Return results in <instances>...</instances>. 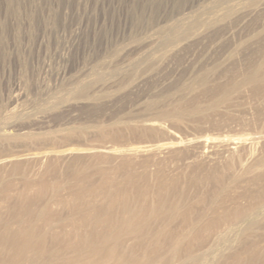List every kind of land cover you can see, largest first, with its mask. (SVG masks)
I'll use <instances>...</instances> for the list:
<instances>
[{
    "label": "rangeland",
    "instance_id": "obj_1",
    "mask_svg": "<svg viewBox=\"0 0 264 264\" xmlns=\"http://www.w3.org/2000/svg\"><path fill=\"white\" fill-rule=\"evenodd\" d=\"M0 264H264V0H0Z\"/></svg>",
    "mask_w": 264,
    "mask_h": 264
},
{
    "label": "bare ground",
    "instance_id": "obj_2",
    "mask_svg": "<svg viewBox=\"0 0 264 264\" xmlns=\"http://www.w3.org/2000/svg\"><path fill=\"white\" fill-rule=\"evenodd\" d=\"M209 138H211V137H209ZM209 138L207 139V137H206L207 143L204 142L206 144V146L209 147V149L208 150L206 149L201 154L203 161H206V162L212 161L214 158L213 155H215V152L220 150V149H223V148L227 149V148H230L232 145L239 146L241 144L246 143L245 138H231V137L228 138L227 136L216 137V138H212V139H209ZM197 142L200 143L202 141L199 139V141L192 140V141H189L188 143L191 146ZM202 143H200V145ZM177 146H180V143H179V145L177 142V143H170V144H158V145H153V146L146 145V146H138V147H128L125 150H123L122 153H124V155L131 156V157L132 156H142V155H145V156H148V155L154 156L155 155L157 157V156H161V155H165V154L168 155L167 153H169L173 148H175ZM75 151H82V150L72 149L69 152H75ZM35 155H38V157H43V156H41V154H35ZM18 158H20V156H18L16 158H15V156H10V157L6 158L4 160V162L12 161L13 159H18Z\"/></svg>",
    "mask_w": 264,
    "mask_h": 264
}]
</instances>
